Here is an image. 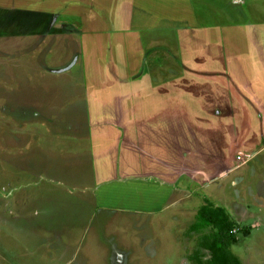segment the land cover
<instances>
[{
    "label": "rangeland",
    "instance_id": "rangeland-1",
    "mask_svg": "<svg viewBox=\"0 0 264 264\" xmlns=\"http://www.w3.org/2000/svg\"><path fill=\"white\" fill-rule=\"evenodd\" d=\"M231 24L240 30L231 32ZM121 29L141 38L142 56L125 45L134 44L128 35L111 36ZM177 32L190 55L198 56V51V66L210 75L203 78L197 71L195 77L188 73L191 68L182 67L185 51ZM82 43L95 46L99 55L98 46H105L102 72L108 80L128 74L121 55L139 57L141 63L150 50L151 73L147 63L146 72L152 81L161 75L159 69L168 71L164 76L174 95L163 113L168 125L163 143L154 146L146 163L167 154L170 181L181 179L153 187L152 180L140 178L114 199V210L97 211L94 190L76 187L96 184L91 160L76 156L92 149L88 129L69 128L88 118L77 104L90 67L79 56ZM217 44L240 45L237 54L224 53L243 75L246 64H264V0H0V264H193L189 258L201 234L190 227L206 199L236 222L233 253L243 264H264V188L258 185L264 180V163L247 164L240 148L230 162L219 161L216 170L196 163L215 144L209 128L223 125L205 116L200 126L197 110L209 113V91L217 101L234 100L233 110L247 101L240 73L231 74L237 81L220 79L230 68L216 62L211 47ZM137 68L135 72L141 70ZM255 73L254 78L264 79V70ZM144 80L146 89L165 90L160 82L147 86ZM142 84L134 82L121 93L127 101L139 98ZM117 85L107 86L102 98L113 97ZM236 98L245 99L244 104L235 103ZM124 108L131 109L128 104ZM257 111L253 121H260ZM250 113L243 109L241 117ZM132 117L127 114L126 120ZM136 118L140 120L138 114ZM87 164V178L72 177L74 166L86 169ZM195 166L211 180L189 176ZM78 218L82 220L75 224Z\"/></svg>",
    "mask_w": 264,
    "mask_h": 264
},
{
    "label": "crops",
    "instance_id": "crops-1",
    "mask_svg": "<svg viewBox=\"0 0 264 264\" xmlns=\"http://www.w3.org/2000/svg\"><path fill=\"white\" fill-rule=\"evenodd\" d=\"M182 2L190 1H181L180 3L182 4ZM233 27L234 25L232 24L229 27V30H232L231 32L237 33L235 30H240L235 27L233 30ZM166 28H168V26ZM136 29L137 28H135V30ZM129 30L130 29H121V33L117 35H110H128L130 39H133L134 44L125 45L131 48L132 51H135V54L142 56L144 51L141 46V44H143L141 43V38L138 39V36L133 38L129 33L131 32ZM139 31L141 30H136V32L133 33H137V35H139ZM226 31L228 33V30ZM177 33H179L180 47L185 51L182 67L184 68L185 65L188 67V70L191 68V72L188 73L195 77H197V71L202 73L201 77L203 78L207 75H210L206 69L204 71L200 70V66L198 65L201 63V60L199 59L200 55L198 54V51L195 53V55L198 56L193 57L190 55L188 49L181 41L182 39L180 38V32ZM105 42L107 44V49H111L113 52V44L109 45L107 40ZM98 47L99 50H101V55L92 50V48H96L95 46L84 47L82 43V53L79 52V56H81L84 63L89 64L88 66L90 67H87L86 70L85 81L86 78L88 79L86 81L84 97L81 98L77 104H79L82 111L86 116H88V118H86V120L83 122L77 123L78 126L72 124L69 126V128H72L73 130H77L76 128H79V130L83 128L85 131L88 129V138L92 144V149L86 154V156L83 153L76 156L82 161H87V158L91 160V177L95 180L96 184L95 186H84L83 183L78 184L76 187L82 188L81 190L88 188L94 190L93 192L95 193V197L93 200H95V207L97 206V211H105L114 210V208L118 206L115 204L114 199H120L122 194L127 191L128 187H130L132 184L136 185V180H140V178L152 180L153 187H162L169 186L171 185L170 183L179 181L182 175L175 179L176 181H170V178L168 177L170 174V161L167 157V154L158 156L156 161L151 163V165L146 163L149 159L152 160L154 156V146L163 143L164 129H166V126L168 127V125H165L164 123L163 113L168 108L167 101L169 100V96H174L171 94V91L167 86L168 79L165 80L164 76V74H168L169 72H165L164 68L159 69L161 71V75L152 79L153 82H160L161 85L165 86V90L163 92H157L152 89L153 87H148L147 89L144 87L142 80L147 79V86H150L149 84L152 82L150 78L152 75H149L151 70L148 62L150 57H148V55L151 54L152 57L153 52L149 50V53L143 54L144 58H142L141 63L137 60L139 57H136L135 59L133 56H130L129 58H123V55H121L120 58L121 60L124 59V68L128 74H126L124 78L118 77L116 80L114 78L115 81L108 80L102 72V60L106 59V57H102L103 51L105 54V46ZM212 48L214 49L213 53L216 55V62L223 64L225 68H230V72H227L220 79L232 80V73H240L243 79H241L242 81L239 82L242 83L244 87L246 85V91L243 93V96H245L247 101L245 106H242L245 99L239 100V98H236L237 100H235V103H238L242 107H237L235 110H233L231 103H234V100L229 103L226 102L228 99L217 101L212 96V92L209 91L206 99L207 102H205V109H208L209 113H202L201 111L197 110L200 126L203 125L201 120H203L205 116L208 118L214 117L218 121L222 122L223 125L220 127L214 126V128H209L208 134L213 140H215V144L210 147L209 154L199 158L196 163L202 161L204 166L210 165L214 170H216L218 169L219 161L226 163L230 162V157H232L233 152L237 150V148H240L245 156H247V164L257 163L262 167V163H264V135L262 136V134H264V79H256L254 76L256 75V71L262 72V70H264V64H246L244 66L245 75H243L242 69L239 67L238 69H235L229 64L230 58L224 53L227 51H234L235 54H237L240 52L239 44H230V47H226L224 44H217L216 46L211 47V50ZM213 53L208 57L207 62L209 60H213ZM218 53H220V55H218ZM110 59H113V57ZM125 61L128 62V65H126ZM146 63L148 65L149 73L146 72ZM136 66L141 67L139 72L134 71L138 69ZM92 68L95 74L89 70ZM161 77H163L164 80H160L159 78ZM233 80L237 81L236 79ZM134 82L142 84V86L139 87V98L135 97L133 100L127 101L124 95L121 93L123 91L122 89L133 85ZM115 84L118 85L115 88L116 92L114 96L110 99L102 98L108 95V93H106L107 86L113 87ZM238 94L240 96L242 95V93ZM256 97L260 98L262 102L257 100ZM227 98L229 97L227 96ZM140 101H143L145 105L142 103L141 107V103L139 104ZM240 101H242V104H240ZM257 103L261 104V108L258 106L261 113L255 108V104ZM125 104H128L131 109L124 108ZM242 108L246 111H248L249 108L251 113L241 117V111L243 110ZM147 109H150L149 113L146 112ZM134 110H136L138 113L135 114ZM254 110L260 114V121L257 119L256 121H253L252 117ZM191 112L193 113L194 111L191 110ZM130 113L133 115L134 118H132L136 122L130 119L126 120L127 114ZM137 114L139 115L140 120L138 118L135 119ZM128 126H134V129H130ZM204 138L206 137L204 136ZM244 164L245 162H243L241 165L234 166L229 171L233 173V169H235V167H243ZM79 167V165L73 167L75 171L71 172L72 177L76 176L87 178L88 174L86 171H88V164L86 169H79ZM202 169L203 168H196L195 166L194 170L189 172V176H193L194 178L198 177L200 179L205 177L207 178L206 180L210 181L212 177L209 178L206 171ZM231 172H229V174ZM218 174L222 173L218 172ZM152 177L156 179H151ZM240 178L242 179L243 177ZM258 185L264 188V180L259 181ZM137 188L139 190L142 189L139 187ZM140 196L143 197V194L140 193ZM97 202H100V208H98ZM85 203L87 202L83 201L81 204L86 205ZM81 220L82 219L80 218L76 219L75 224H79ZM103 220L108 221V219ZM108 248H111V245H108Z\"/></svg>",
    "mask_w": 264,
    "mask_h": 264
},
{
    "label": "trees",
    "instance_id": "trees-1",
    "mask_svg": "<svg viewBox=\"0 0 264 264\" xmlns=\"http://www.w3.org/2000/svg\"><path fill=\"white\" fill-rule=\"evenodd\" d=\"M236 227V222L225 208L215 206L206 199L190 227V232L201 235L197 249L189 260L193 264H243L232 251L237 241Z\"/></svg>",
    "mask_w": 264,
    "mask_h": 264
}]
</instances>
